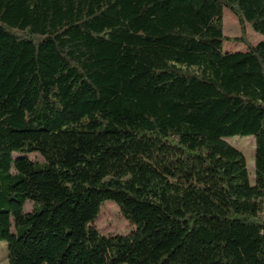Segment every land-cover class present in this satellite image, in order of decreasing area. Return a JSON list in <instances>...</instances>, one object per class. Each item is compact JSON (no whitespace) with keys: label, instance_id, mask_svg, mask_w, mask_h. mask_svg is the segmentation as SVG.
Wrapping results in <instances>:
<instances>
[{"label":"trees","instance_id":"obj_1","mask_svg":"<svg viewBox=\"0 0 264 264\" xmlns=\"http://www.w3.org/2000/svg\"><path fill=\"white\" fill-rule=\"evenodd\" d=\"M246 22L264 35V0H0L9 264H264V39ZM233 136L255 138L253 183ZM107 200L130 232L95 226Z\"/></svg>","mask_w":264,"mask_h":264},{"label":"rangeland","instance_id":"obj_2","mask_svg":"<svg viewBox=\"0 0 264 264\" xmlns=\"http://www.w3.org/2000/svg\"><path fill=\"white\" fill-rule=\"evenodd\" d=\"M247 38L252 44H257L264 39V35L255 31L249 22L245 23ZM224 34L231 39L242 34L241 24L235 14L228 8L224 9ZM224 48L237 51H245L247 46L243 42L226 40ZM230 144L243 152L247 160V167L250 180L255 178V138L253 136H233L226 139ZM32 159L43 161L37 154H30ZM33 207L32 202L28 201L25 205L27 211ZM95 226L104 234L128 233L132 230V225L124 218L119 206L115 201L107 200L101 207L99 217L94 222ZM0 264H9L8 248L5 241H0ZM129 264V263H122Z\"/></svg>","mask_w":264,"mask_h":264}]
</instances>
